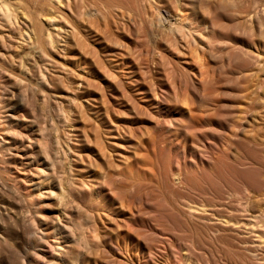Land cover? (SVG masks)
Instances as JSON below:
<instances>
[{
	"label": "bare ground",
	"instance_id": "1",
	"mask_svg": "<svg viewBox=\"0 0 264 264\" xmlns=\"http://www.w3.org/2000/svg\"><path fill=\"white\" fill-rule=\"evenodd\" d=\"M62 2L70 10L69 0ZM135 2L147 7L154 5V0ZM175 2L168 0L169 10H175ZM110 5L119 9L128 6L119 0H113ZM196 5L198 1L193 0L190 8L195 10ZM220 8L228 11L232 18V28L227 36L215 31L216 24L212 20L202 28H195L189 24L190 19L180 18V23L170 26L164 49H144L135 43L132 45L135 58L126 54L125 41L121 37L111 39L112 44L105 47L95 40L94 30L83 31L75 27V41L65 47V62L60 66L67 90L65 104L61 101L52 103L51 99L57 100L54 97L57 80L54 75H48L50 68L46 66L40 67L34 75L28 69L20 68L23 77L17 80L19 87L0 81V110H15L23 124L30 127L31 132L38 133L33 152L34 178L25 177L21 182L11 179L9 174L13 171L6 157L8 148L4 145L0 149V264H40L41 260L45 264H93L103 254L112 253L122 255L124 258L120 259L124 264H152L160 258V264H179L182 257L186 258V264H197L194 251L204 249V244L197 245L191 239H188L189 244H182L176 237L180 229L174 221L166 220L160 212L148 214V210L144 212L138 207V203L143 204L147 197L135 192L144 189L142 186L149 176L153 158L160 163L166 157L165 138L176 144H180L179 136L184 138L181 148L174 150L171 171L163 170L161 166L159 171L172 187L188 192L178 200L179 214H183L185 221L193 225L202 218L207 225L234 226L238 223L233 217L235 211L248 213L249 205L243 203L249 197L243 203L237 198L235 205L220 204L218 199L208 201L202 189L189 180L191 177L201 179L206 158L214 160L223 171L219 164L222 157L215 155L217 150L235 147L240 151L246 141L245 147L255 153L262 145L261 134L253 132L250 136H241L239 133L240 120L254 108L252 92L245 86L240 89L239 99L246 101H240L238 107L230 100L218 99L223 67H219L217 57L239 53L258 62L264 54V0H227ZM136 12L139 20H124V14L117 12L113 25L138 37L146 23L142 13L137 9ZM241 14L244 16H239ZM157 18L162 20L161 12ZM19 20L12 3L0 0V58H3L0 72L6 71L13 61L14 55L10 51L13 40L17 46L31 43L29 32L25 35L18 29ZM31 23L41 27V23L33 19ZM110 25L111 21L105 17L104 28L108 29ZM40 33L36 41L43 37L51 48V34ZM50 48L44 47L41 54L48 65L57 61ZM143 54L146 59L140 58ZM111 55L116 60H108ZM156 71L165 73L164 83L153 82ZM48 106H52L57 115L54 129L57 130L58 125L64 127L66 139L61 140L57 131L54 138L46 136V127L40 125L38 112L45 111ZM77 106L82 109L87 131L96 129L93 136L87 133L86 140H77L73 112ZM218 108L225 111L220 116H216ZM229 109L234 116L226 126L227 134L215 132V126L227 118ZM107 123L111 126L115 123L118 133L121 131L126 137L119 135L132 143L135 150L139 148L143 158L134 156L130 160L132 155H129L131 163L128 167L126 164L125 170L118 167L120 165L115 166L117 168L107 165L110 159L105 163L98 160L97 164L93 161L96 165L90 163L91 169L87 173H77L72 159L77 152L87 159L94 157V144L91 143L96 140L95 146H102L98 143L100 135L95 133ZM143 133L149 134L145 136L148 138H143ZM102 148L98 149L102 151ZM137 152L134 153L137 155ZM256 156L260 160L259 150ZM148 158L149 161L152 158L149 163L145 161ZM259 160L253 163L261 168L263 162ZM249 188L245 187L251 192ZM250 216L261 222L260 216L264 215ZM112 228L116 230V236H113ZM213 230H209L210 238L220 240L218 230ZM154 233L162 238L151 244L149 237ZM260 234L257 235L259 238L262 237ZM108 264H115V261L109 259Z\"/></svg>",
	"mask_w": 264,
	"mask_h": 264
},
{
	"label": "rangeland",
	"instance_id": "2",
	"mask_svg": "<svg viewBox=\"0 0 264 264\" xmlns=\"http://www.w3.org/2000/svg\"><path fill=\"white\" fill-rule=\"evenodd\" d=\"M9 1L12 3V9L18 13L20 19L17 25L19 26L18 29L20 31L22 30V33L25 35L29 32L31 43H24L22 46H17L16 40H13V47L10 48L11 53L14 55L13 61L11 65L7 66L6 71L1 70L0 81H6L13 87H15V85L19 87L17 80L22 76L20 74V68L28 69L27 71L34 75L37 74L40 67L46 66L50 68L48 75H54L57 80V88H54V97L57 100L51 99L52 103H55V101H61L63 104L66 103L67 90L63 83V71L60 66L65 62V47L70 46L75 41V27H79V29L83 31L94 30L97 34L95 40L105 47L106 45L112 44L110 42L111 39H115L117 36L121 37L125 41L126 54L134 58L136 56L132 55L134 54L132 53V45L135 43L140 44L144 49L150 50L153 47H157L158 50L164 49L165 42L169 38L168 33L170 26H173L175 22L180 23V18L183 20L190 19L189 24L191 26L193 25L195 28H202L205 26L206 22L212 20V22L214 21L213 23L216 24L215 31L217 33H224L225 36H227V33L231 31L232 28L230 13L220 8L227 0H197L198 5H196L195 10L190 8L191 1L193 0H175L176 2L174 4L177 6L175 10L168 9V0H154V5L152 7L150 5L147 7L141 2L137 5L135 0H119L128 5L124 9H119L114 5L111 6L110 3H112L113 0H69L70 10L64 6L62 2L64 0L61 2H57V0ZM136 9L142 13V19H144L146 23L142 29L143 33L141 32L142 34H139L138 37L131 35L127 31H120L119 28L113 25L117 12H122L124 14V20L129 18H136L139 20ZM159 12H161L162 20L157 18ZM175 14L177 15L175 16ZM242 15L243 14L239 16L242 17ZM51 16L53 17L52 19H50ZM105 17L111 21V25L108 29L104 28ZM31 19L41 23L42 28L39 24L34 26V24L31 23ZM24 20L27 23L24 22ZM161 21H163V23H161ZM185 23L187 22L185 21ZM247 24L249 25V22ZM40 32H43L44 36L48 33L51 34V48L45 43L43 37H40L39 42L36 41V36L40 35ZM44 47L47 50L50 48V53L58 62L55 61L54 64L48 65L41 56ZM85 57L89 59L88 55H85ZM115 58L114 55H111L108 60H116ZM140 58L146 59L147 56L143 54ZM218 58L220 60H218ZM2 61L3 58H0V62ZM218 62L220 63L219 67H221V65L223 67L218 82L220 88L218 99L230 100L238 107L240 101H246L244 99H239L238 95V92L243 86L249 89L250 92H252V96L255 97L254 108L246 112V116L242 117L240 120L241 128H239V133L241 136H250L253 132L261 134L263 137L262 145L256 149V152L259 150L261 158L259 160L256 156V152L253 153L252 149L245 147L246 141H244L240 151L236 150L235 147H231L230 149L223 148L222 150L216 151L215 155H220V157H222L219 164L222 165L223 171L219 170L214 160L206 158L203 161L204 171L202 172L201 179H195L194 177L188 179L196 187L202 189L208 201L218 199L221 202L220 204L235 205L238 204L236 201L237 198L240 202L242 200L241 203H243V200L245 201L249 197L248 199L250 200L247 199L245 201L246 203H243L244 205H249H246L248 213L245 211L244 213H236L237 211H235L233 215V211L232 215L235 217L234 220L236 219L235 221L238 222V225L234 224V226H225L223 224L207 225V221L203 222L202 218L197 223L190 225L183 219V214H179L180 208L178 200L182 196L187 195L188 192L177 187H172L164 179L163 173L161 174L159 171V166H161L163 170L171 171L173 167L172 156L174 150L175 148H181L180 146L184 143V138L181 136L178 137L180 144L171 142L170 138L164 139L167 151L165 154L166 157H163L160 163L156 162V159L153 157L154 161L150 158L152 164L154 163L153 165L149 161V158L145 159V161L148 160V163L150 162V165L148 164L150 167L149 176L146 177L147 181L144 183L145 185L142 186L144 189L140 188V193L137 190L135 194L143 195L144 193L145 197L148 198H145L143 204L138 203V207L144 212L147 210L149 212L148 214L160 212L164 215L166 220H171L176 223L180 229V232L176 235L179 242L187 245L190 243L188 239H191L194 240L197 245L204 244V249L198 250V248H196L197 250L194 251V262L197 264H264V216H262L263 219L260 216L261 214L264 215V54L259 57V63L239 53L233 55L228 54L226 56L218 55L217 63ZM52 69H54V71L51 72ZM240 74H242V76L238 77ZM152 79L154 83L162 84L166 80V75L164 72L156 71L153 73ZM80 88L81 84L79 85L78 91H80ZM0 111V141L4 142L3 145L0 143V149L4 147L8 148V151H6L7 162L13 171L9 176H11V179L13 178V180L18 182H21V180L23 181L25 177L29 178L30 176L34 178L35 175L33 172L35 168L33 164V152L35 139L38 137V133L31 132L30 127L23 124L20 115L15 110L11 109L5 111L1 109ZM73 112L77 129V140L80 138L86 140L88 132L93 136V132H95L94 130L96 129H93V132L91 130L92 128L87 131V128L84 126L82 109L77 106ZM223 112L225 111H222V108H220V110L218 108L216 116L217 114L220 116ZM38 115L40 125L46 127V136L48 138H54L57 131L61 140L66 139L64 127L58 125V129H54L57 115L52 106H48L45 111L39 110ZM226 115L227 118L215 126V132L223 135L227 134L226 126L233 120L234 116L232 109L227 110ZM108 124L109 123L102 126L101 129H99L100 132L96 131L95 133V135H100L98 140L101 138L102 141L99 140L98 143H101L102 146L101 144H98L101 147L95 146L96 140L91 143V145L94 144V147H92L94 157H88L89 159H87V156L77 152L72 159L74 169L77 173H87L89 169H91L90 163L93 165V161L97 164L98 160L100 162L104 160L105 163V160L108 159L107 161H109L110 159L107 165H113V168H117L115 166L120 165L118 167L125 170L123 168H125L126 164V167H128V164L131 163V161H129V155H132L130 160H132L134 156L143 158L142 151L140 152L139 148L135 150L132 143L128 142V140H124L126 136L123 132L120 131V133H118L119 129L115 123H111L115 126L109 124L114 129L109 127ZM107 127L110 129L108 130ZM103 129H107L104 130L106 133L103 132ZM119 134H122L124 137H121ZM147 135L149 136V134H144L143 138ZM4 137H7V140L2 141ZM127 143H130L129 145L132 144V146L130 147ZM97 147H103L102 151ZM244 147L245 149L242 151ZM136 151H138V156L134 153ZM99 155H101V157L105 156V159H103L104 157L101 158ZM83 156L84 158L82 159ZM254 160L262 161L263 167L259 168L255 165L253 163ZM95 163L94 165H96ZM191 168L192 165L189 169ZM147 183H149L147 186L148 188L145 187ZM245 187H250L249 189L251 192L246 190ZM247 191L251 196L247 194ZM222 207L224 208V206H221V208ZM146 214L147 213H145V215ZM254 214H258L263 221L256 222L257 220H253V217L250 215ZM202 217L204 218L205 216L202 215ZM213 229L218 230L217 232L221 235L220 240L214 241L210 238L209 230L210 232H214ZM111 232L113 236H116L117 232L114 228H112ZM259 234L262 235L263 238H259L257 236ZM113 236L112 238L115 239L116 237ZM161 238L162 236L160 234L154 233L149 237V243H157ZM120 258L123 259L124 257L118 253H112L111 255L103 254L99 257L98 261L93 264H108L109 259H113L115 264H124ZM161 262L162 260L160 258L159 261L156 260L152 264H160ZM178 263L186 264L187 260L185 257H182ZM40 264L45 263L41 260Z\"/></svg>",
	"mask_w": 264,
	"mask_h": 264
}]
</instances>
